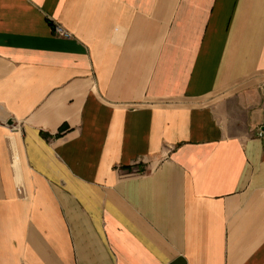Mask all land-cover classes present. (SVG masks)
<instances>
[{
    "label": "crops",
    "instance_id": "obj_1",
    "mask_svg": "<svg viewBox=\"0 0 264 264\" xmlns=\"http://www.w3.org/2000/svg\"><path fill=\"white\" fill-rule=\"evenodd\" d=\"M0 264H264V0H0Z\"/></svg>",
    "mask_w": 264,
    "mask_h": 264
},
{
    "label": "built area",
    "instance_id": "obj_2",
    "mask_svg": "<svg viewBox=\"0 0 264 264\" xmlns=\"http://www.w3.org/2000/svg\"><path fill=\"white\" fill-rule=\"evenodd\" d=\"M54 32H55V35L56 36H60V37H70V34L65 31L61 26H55V29H54Z\"/></svg>",
    "mask_w": 264,
    "mask_h": 264
}]
</instances>
